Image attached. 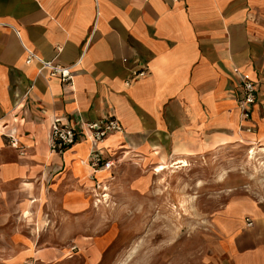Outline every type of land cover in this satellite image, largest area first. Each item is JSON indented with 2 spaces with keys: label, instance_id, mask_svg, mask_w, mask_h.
Here are the masks:
<instances>
[{
  "label": "crops",
  "instance_id": "obj_1",
  "mask_svg": "<svg viewBox=\"0 0 264 264\" xmlns=\"http://www.w3.org/2000/svg\"><path fill=\"white\" fill-rule=\"evenodd\" d=\"M103 118L122 132L50 149L54 120ZM237 146L264 154V0H0V260L98 264L124 188L145 197L156 164ZM257 246L234 264H264Z\"/></svg>",
  "mask_w": 264,
  "mask_h": 264
},
{
  "label": "rangeland",
  "instance_id": "obj_2",
  "mask_svg": "<svg viewBox=\"0 0 264 264\" xmlns=\"http://www.w3.org/2000/svg\"><path fill=\"white\" fill-rule=\"evenodd\" d=\"M250 150L222 149L187 166L166 163L145 197L123 187L98 264H234L236 252L257 249L264 236V154Z\"/></svg>",
  "mask_w": 264,
  "mask_h": 264
},
{
  "label": "built area",
  "instance_id": "obj_3",
  "mask_svg": "<svg viewBox=\"0 0 264 264\" xmlns=\"http://www.w3.org/2000/svg\"><path fill=\"white\" fill-rule=\"evenodd\" d=\"M37 61L39 64L38 72L46 70L48 78L57 77L61 82L70 84L72 82V74L70 67L62 66L52 61L42 60L39 56L27 51L25 62L29 64L31 61ZM138 76H143L144 72H138ZM242 95L239 102L240 115L243 120L250 117L251 106L255 103L256 88L252 81L243 80L241 83ZM78 131L94 144H100L107 136L122 132L121 124L114 118H103L96 121H81L75 128L68 124H61L59 120H54L49 132L50 149L61 152L64 148L72 146L76 140ZM11 146L17 148V141L12 140ZM112 166V161L107 160L102 163L101 169L108 170ZM247 226L252 225L246 222Z\"/></svg>",
  "mask_w": 264,
  "mask_h": 264
},
{
  "label": "bare ground",
  "instance_id": "obj_4",
  "mask_svg": "<svg viewBox=\"0 0 264 264\" xmlns=\"http://www.w3.org/2000/svg\"><path fill=\"white\" fill-rule=\"evenodd\" d=\"M263 151H264V149H263ZM256 152H258V151H256ZM253 154V149L252 150H250V155H252ZM250 158V157H249ZM176 164H181L182 166H187V163L185 162V161H183V160H176L175 162H173V164L172 165H176ZM157 165V164H156ZM166 168V166H164L163 164H159V165H157V167H155L154 169H153V172H155V173H161V172H163L164 171V169ZM173 168V167H172ZM176 168V167H175ZM101 186V185H100Z\"/></svg>",
  "mask_w": 264,
  "mask_h": 264
}]
</instances>
